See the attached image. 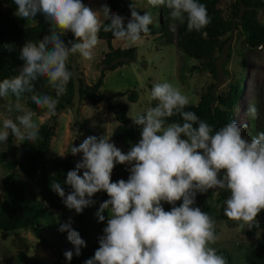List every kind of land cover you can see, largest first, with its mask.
<instances>
[{"label":"clouds","instance_id":"9594fccd","mask_svg":"<svg viewBox=\"0 0 264 264\" xmlns=\"http://www.w3.org/2000/svg\"><path fill=\"white\" fill-rule=\"evenodd\" d=\"M12 3L17 17L30 22L42 16L50 25L49 35L35 42L28 40L20 48L23 64L18 73L0 81V98H15V110L21 113L15 119H3L0 143H7L12 136L19 146L39 139L40 125L33 119L36 112L21 103L26 94L47 115L55 116L72 77L67 67L70 55L91 60L101 29L117 42L135 45L150 31L153 21L149 11L139 14L135 0L129 4L131 18L127 23L107 4L94 11L82 0ZM147 4L168 10V29L173 33L177 24L186 23L191 33L201 31L211 21L206 5L198 0H147ZM69 32L74 38L65 43L62 37ZM40 79L55 97L36 91L35 82ZM149 99L156 102L154 107L130 116L141 129V139L127 153L105 135L87 137L78 146H71L73 156L82 154L63 181L71 191L66 194L58 181L50 183V189L76 214L92 203L94 194L104 191L109 197L96 213L98 221L104 222L108 212L99 247L84 264H228L227 258L210 246L217 239L215 220L193 205L197 193L226 190L230 195L224 215L239 222L238 229L258 224L257 216L264 210V131L248 139L243 135L247 125L231 121L214 132L195 112L185 110L189 98L167 81L154 84ZM258 114L256 104L250 103L246 115L255 120ZM174 115L180 121L169 123ZM116 164L130 166L126 181H111ZM162 202L173 207L165 211ZM58 231L66 232L73 246L64 252L66 260L80 256L86 242L72 227V219L61 223Z\"/></svg>","mask_w":264,"mask_h":264},{"label":"trees","instance_id":"16d2710c","mask_svg":"<svg viewBox=\"0 0 264 264\" xmlns=\"http://www.w3.org/2000/svg\"><path fill=\"white\" fill-rule=\"evenodd\" d=\"M199 3L206 5L210 23L201 31L187 32V25L177 24L175 33L168 29V10L163 6L152 7L153 13L156 8L159 11V25L150 26V31L144 36L156 37L162 45H172L176 42L178 49L186 56L199 62L189 68L190 72H209L214 79H219L218 54L229 44L231 34L235 30H240L249 49L264 48V25L259 20V11L264 9V0H235L230 4V14L228 17L219 8L220 0H198ZM85 4V0H82ZM131 0H108L107 5L114 12L129 15V4ZM7 6V11L3 6ZM16 6L12 0L0 1V81L16 75L23 61L19 59L20 48L28 41H37L49 35L50 25L46 23L42 16H38L34 25L23 27L13 17ZM107 23V21H105ZM71 32L63 36L62 39L67 43L73 39ZM98 38L107 41L109 52L102 61V72L94 84H85L79 80L78 86L74 76L67 84L66 93L60 97L57 105V114L49 117L40 125L39 139L35 144L22 143L18 153L6 162L5 168L9 173L3 180V199L0 202V231L15 232L19 230L31 231L39 240L41 246L47 249H55V264H84L93 257L99 247V237L103 235V229L107 225L108 212L104 222H99L96 213L100 204L109 197L106 192L101 191L91 198L92 203L86 207L81 214H76L75 210H69L62 203V199L50 189L52 180L61 183L65 193L71 191L70 186L65 185L67 172L74 169V157H56L48 159L51 150L52 140L56 136V126L60 112L70 108L74 104L76 91L80 101L87 100L93 105L101 104L105 99L108 100L107 107L115 113L118 126L113 132V139L124 146L128 151L141 139L140 127L134 125L129 118V107L126 104L114 105L112 98L128 95L130 102H137L138 93L136 91L117 92L106 98L100 94L104 85L106 73L115 71L120 67L131 63L137 58V48L120 49L113 47L114 37L110 32L106 33L101 29ZM68 70L71 72V65L67 62ZM72 73V72H71ZM243 80H237L230 85L228 91L222 94L216 93V84L212 83L200 96L197 104H189L185 110L195 112L201 119L213 126L214 132L231 121H236V110L244 92ZM37 92L49 94L55 97V92L46 85L43 79L35 82ZM25 96L24 102L28 109L36 112L38 116L46 114L45 109H40ZM156 102H154L155 106ZM180 117L174 115L168 122H179ZM255 127V126H254ZM255 129V128H254ZM262 131V129H261ZM91 136H96L92 129H86ZM254 132V130H253ZM257 134L258 132H254ZM252 133V137L254 136ZM12 137V136H10ZM16 152V149H15ZM29 179H35L38 187L40 199L33 194L28 184L14 171ZM82 175L81 173H79ZM129 177V169L126 164H116L111 174V181L117 182L120 179L125 181ZM201 197L199 208L207 212L210 217L218 221H226L238 225L239 222L229 220L224 215L225 200L230 195L226 190H209L204 194L198 193ZM182 200L177 201L175 206L179 207ZM164 210L170 211L173 205L162 202ZM54 211L62 212L61 218H55ZM72 219V227L80 233L81 238L86 242V246L81 249L80 256H73L69 262L64 257V252L72 250L73 246L67 241V233L58 231L61 223ZM264 210L258 216V224L251 229L247 228L246 235L251 238L257 235L260 229L264 228ZM52 223L56 229L57 244L51 245L44 236L41 228L42 222ZM220 254V252H217ZM227 258L228 264H264V234L256 239L242 259H233L227 252L222 254ZM19 264H43L41 261L31 258L27 253L20 251L16 256Z\"/></svg>","mask_w":264,"mask_h":264},{"label":"rangeland","instance_id":"374dc122","mask_svg":"<svg viewBox=\"0 0 264 264\" xmlns=\"http://www.w3.org/2000/svg\"><path fill=\"white\" fill-rule=\"evenodd\" d=\"M234 1L220 0L219 8L226 17L229 16L230 4ZM107 2L108 0H85V5L97 11ZM135 2L139 14L143 15L146 11L151 13L153 23L150 26H158V9L156 8L155 13H153L151 11L152 6L147 4V0H135ZM3 10L7 11L6 5L3 6ZM111 12L125 17V23H127V19L131 18V13L124 15L112 10ZM13 17L23 27L34 25L33 21L28 22L15 14ZM259 20L264 25V9L259 11ZM231 37L229 44L218 54L219 79L217 80L207 71L200 73L190 72L189 68L198 65L199 62L184 55L178 49L176 42L172 45L161 46L156 37L152 36H144L135 45L113 40L114 48L127 49L136 47L138 50L137 58L135 61L115 71L107 72L100 94L109 98L117 92L130 91L131 94L132 91H136L138 100L135 103L129 101L128 95L112 98L111 100L114 105H128L130 118V116L143 114L149 107H154L155 101H151L149 97L151 88L156 83L165 81L172 83L189 98V104H197L200 101V96L210 84L215 83L216 93L222 94L229 90L231 84L237 80H243L244 92L236 110V122L241 126L247 125L244 128L243 135L245 138L251 139L255 130L256 132H261V129L264 131V48L249 49L240 30H235ZM108 52L107 41L98 39V44L93 50V58L91 60H84L79 54L69 56L67 62L71 65V72L76 86H78L79 80H83L88 85L94 84L102 72V61ZM15 103V98L11 96L0 98V126H2L4 118L15 119L17 115L21 114L15 110ZM21 103L27 108L24 100ZM250 103H255L259 110L258 117L255 120L250 119L246 115V109ZM107 104V99L97 106L87 100L80 101L78 91H76L73 106L58 115L56 136L52 140L48 159L56 157L75 158L70 153L71 146H74L75 140H78L79 145L84 139L91 136L86 132L88 128L92 129L98 137L105 135L110 138V142L114 143L122 152L127 153L128 150L113 139V132L119 123L115 118V113L108 109ZM49 117L47 113L42 116L36 114L33 119L41 125ZM130 120L132 121L131 118ZM253 135L255 136L256 134L254 133ZM16 143L19 142L10 136L7 143H0V202L4 194L3 180L9 173L4 164L18 153L22 145L19 144L18 146ZM127 167L129 169L130 166L127 165ZM14 172L28 184L30 191L40 199L36 180L20 174L18 169ZM200 200L201 197L197 193L193 207H199ZM54 214L55 218L59 220L62 212L54 211ZM262 223H264V220ZM41 228L44 236L55 247L57 235L54 225L44 221L41 224ZM246 231L247 227L238 229L236 224L218 221L215 223L217 239L210 246L214 247L220 254L225 251L235 260L242 259L247 249L264 234V228L260 229L257 235L251 238L246 235ZM20 251L27 253L31 258L37 259L43 264H55L57 260L55 249H47L41 246L39 240L31 231L19 230L8 233L0 231V264H19L16 256Z\"/></svg>","mask_w":264,"mask_h":264},{"label":"water","instance_id":"95a60500","mask_svg":"<svg viewBox=\"0 0 264 264\" xmlns=\"http://www.w3.org/2000/svg\"><path fill=\"white\" fill-rule=\"evenodd\" d=\"M74 146H78V140H75ZM81 159V154H77L74 159V164H76Z\"/></svg>","mask_w":264,"mask_h":264}]
</instances>
